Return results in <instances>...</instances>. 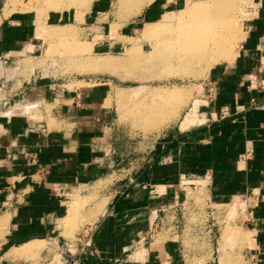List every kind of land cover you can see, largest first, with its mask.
Masks as SVG:
<instances>
[{
  "label": "crops",
  "instance_id": "1",
  "mask_svg": "<svg viewBox=\"0 0 264 264\" xmlns=\"http://www.w3.org/2000/svg\"><path fill=\"white\" fill-rule=\"evenodd\" d=\"M261 1L262 17L250 25L236 60L212 73L209 95L201 96L192 122L187 124L184 116L163 136L167 138L157 167L135 172L123 186L107 187L100 183L115 171L108 170L110 158L101 137L107 116L100 95L80 88L50 92L54 85L37 67L44 44L35 18L29 13L5 18L0 13V264H186L173 261L182 252L173 238L159 250L152 248L154 242L142 241L153 239L154 224L162 225V233L170 230L164 231L170 221L163 212L171 207L173 189L184 190L183 181L203 178L209 180L213 201L253 195V208L247 212L253 232L247 254L252 264H264ZM64 18L63 13L49 14L46 22L58 24ZM44 103L52 107L51 128L48 120L31 119ZM146 173L150 184H165L158 185L164 194L157 200L137 184L138 176ZM89 198L92 205L82 212L81 221L98 220V225L84 229L75 242H63L60 217L70 203L72 215L78 201ZM157 201L162 209H155ZM159 213L163 217L158 219ZM223 248L220 253L227 252Z\"/></svg>",
  "mask_w": 264,
  "mask_h": 264
},
{
  "label": "rangeland",
  "instance_id": "2",
  "mask_svg": "<svg viewBox=\"0 0 264 264\" xmlns=\"http://www.w3.org/2000/svg\"><path fill=\"white\" fill-rule=\"evenodd\" d=\"M202 3L217 15L238 22L243 37L233 45V59L216 64L197 61L183 67L180 63H167L166 45L158 44L166 31L152 38L146 32L155 27L161 29L165 14L175 15L185 4ZM261 3V0H2L0 13L5 18L29 13L39 23L37 27L41 28L37 32H41L37 36L44 45L37 54V67L44 69L43 74L54 85L50 92L63 94L80 88L100 95L107 116L100 136L107 144L108 170L115 171L100 183L107 187L113 183L123 186L161 161L160 148L167 138L163 136L174 130L184 116L187 124L192 122L193 112L202 104L201 96L209 95L212 73L218 66L236 60L250 25L262 17ZM61 13L65 14L61 22L47 24V15ZM51 108L44 103L31 119L48 120L51 128L54 122ZM149 178L150 173L138 176L137 184L144 185L146 192L157 200L164 194V188L158 185L165 184H150ZM183 182L185 189H173L171 207L163 212L170 221L165 223L164 231L170 230L162 233V225L154 224L153 239L149 237L142 243L154 242L152 248L159 250L166 240L173 238L183 252L174 256L173 261L181 259L186 264H252L247 248L251 247L253 232L247 212L253 208V195L237 194L219 203L212 200L208 178ZM92 201V198L78 201L74 215L69 218L71 203L67 205V213L60 219H68L59 220L63 242H75L84 229L98 225V220L81 221L82 212L89 210ZM154 207L162 209V202L157 201ZM163 214L159 213L158 219ZM172 231L178 234L168 235ZM222 247L226 253H220Z\"/></svg>",
  "mask_w": 264,
  "mask_h": 264
},
{
  "label": "bare ground",
  "instance_id": "3",
  "mask_svg": "<svg viewBox=\"0 0 264 264\" xmlns=\"http://www.w3.org/2000/svg\"><path fill=\"white\" fill-rule=\"evenodd\" d=\"M162 19L164 25L161 29L155 30L157 27L154 26L155 28L145 31V35L152 38L159 32L166 31L162 43L158 42L160 46L166 45L164 47L167 52L165 61L180 63L182 67L197 61L216 64L221 60H232L235 52H233V45L243 37L241 28L237 26L238 22L234 18L229 19L227 16L217 15V12L208 8L205 3L185 4L175 15L168 13ZM155 44L158 46L157 43Z\"/></svg>",
  "mask_w": 264,
  "mask_h": 264
},
{
  "label": "built area",
  "instance_id": "4",
  "mask_svg": "<svg viewBox=\"0 0 264 264\" xmlns=\"http://www.w3.org/2000/svg\"><path fill=\"white\" fill-rule=\"evenodd\" d=\"M3 67H4V66L0 63V70H1V69H4ZM3 87H4V84H1V85H0V88H3Z\"/></svg>",
  "mask_w": 264,
  "mask_h": 264
}]
</instances>
